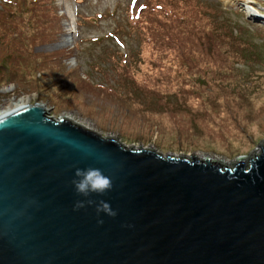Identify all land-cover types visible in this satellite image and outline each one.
<instances>
[{
    "label": "water",
    "instance_id": "95a60500",
    "mask_svg": "<svg viewBox=\"0 0 264 264\" xmlns=\"http://www.w3.org/2000/svg\"><path fill=\"white\" fill-rule=\"evenodd\" d=\"M77 168L113 187L74 210ZM0 264H264V141L238 158L174 157L20 107L0 117Z\"/></svg>",
    "mask_w": 264,
    "mask_h": 264
},
{
    "label": "rangeland",
    "instance_id": "374dc122",
    "mask_svg": "<svg viewBox=\"0 0 264 264\" xmlns=\"http://www.w3.org/2000/svg\"><path fill=\"white\" fill-rule=\"evenodd\" d=\"M49 1L60 16V29L48 40L41 38L32 52L50 55L69 49L68 59L60 62L66 69L76 68L81 79L87 77L95 84L115 87L119 83L122 86L116 91L125 98L102 99L79 86L74 89L61 76L50 77L51 73L37 84L41 67L35 71V79L30 76L27 82L18 83L11 75L10 65L18 61H10L12 53L4 55V64L0 55V108L19 99L27 105L47 103L57 119L71 113L103 137L122 134L174 157L238 158L264 141V0H196L202 11L210 14L211 18L203 21L223 22L224 35L206 25L201 32H211L214 39L202 37L208 39L202 45L183 40L181 48L171 50L153 39L154 51L146 53V65L137 40L142 27L133 26L129 15L140 4L151 5L153 0ZM162 1V10L152 8V15L176 18L173 1ZM25 8L29 11L19 13L23 18L14 23L22 24L19 30L30 23L26 21L29 14H45L42 9L31 12V7ZM67 23L70 32L65 43L63 28ZM44 25L53 30L49 23ZM36 26L41 28L39 21ZM116 54L124 55L128 65L131 59L143 69L145 80H139L140 89L124 85L126 81L111 73V57ZM245 55L256 58L243 63L240 57ZM47 59L41 62L44 69L45 64L50 65L51 57ZM34 65L27 57L17 71L23 76L30 74ZM5 70L9 76L3 80ZM103 72L109 77L102 78ZM145 87L150 91L143 92Z\"/></svg>",
    "mask_w": 264,
    "mask_h": 264
},
{
    "label": "trees",
    "instance_id": "16d2710c",
    "mask_svg": "<svg viewBox=\"0 0 264 264\" xmlns=\"http://www.w3.org/2000/svg\"><path fill=\"white\" fill-rule=\"evenodd\" d=\"M2 3V8L0 9V55H2L1 64H4L6 59L4 55L14 54V57L10 60H18L14 64H11V75L13 76V81L18 83H25L29 80L30 76L32 79L33 76L36 75L35 71H38V68L41 67L42 70L39 71V77L37 79V84L39 82L44 81L48 78V74L50 77L61 76L60 78L66 80L65 83H68L70 86H73L74 89L78 88L81 91H85L91 93L92 95H96L102 99L111 98L113 100H121L125 97H120L116 88L122 86L121 84H117L115 87L110 86L105 83L95 84L93 81H88L87 77H79V72L76 68L66 69L65 65L60 63L62 60L67 59L71 51L69 49H60L54 52H51L50 55H38L32 52V47L41 42V38L48 40L51 36H54V33H58V29H60V16L56 13L53 6L50 5L51 2L49 0H0ZM166 1V0H164ZM162 1V2H164ZM173 6H177V12L175 13L176 18H170L167 14L158 17L152 15V11L154 8L156 11H161L162 6L159 4L161 0H153L151 5L147 4H140L135 10H131V15H129V20L132 22L133 26L142 27V31H140L139 36L141 38H137L140 44V57L143 63L146 65V53L152 48L151 42L152 40H157L161 43H166L164 47L168 48V50L174 48H181L179 46L181 41L188 40L191 41L190 43L202 45L203 41L208 39H214L213 34L211 32L203 33L205 27L207 25L208 30L214 28L216 29V34L220 32L223 33L224 31V23H205L203 19L211 18L208 12L202 11V7L200 3L196 0H172ZM155 3V5H153ZM155 6V7H153ZM25 7H31L33 10L39 11L42 9L45 11V14H39L33 16L29 14V17L26 21L32 23H28L30 25H26L23 29L19 30L22 24H18L14 26L15 21L22 19V15H18L19 13H23L29 11ZM190 7V10H186ZM185 10V12L183 11ZM7 11L5 13L4 11ZM36 11V13H37ZM34 17V18H33ZM37 17V18H36ZM39 21V26H36ZM46 23H49L53 30L47 27ZM141 24V26L139 25ZM37 29L38 32H36ZM201 30L203 32H201ZM226 31V30H225ZM36 32V33H35ZM227 32V31H226ZM228 35L230 33L227 32ZM224 35V33H223ZM208 37L203 40L202 37ZM217 36V35H216ZM21 43V46H19ZM208 45V44H207ZM162 47V45H159ZM247 46V45H245ZM249 48V47H248ZM243 49V48H241ZM23 52V53H22ZM193 51H190L192 54ZM186 52L183 51V61L186 58ZM249 53V50L246 51ZM245 53V54H246ZM167 54V53H166ZM29 58L31 62L35 63L34 67L31 68L30 74L21 75L18 73L17 68L18 65ZM50 62L47 65L45 64L46 68L42 67L41 62H46L49 58ZM113 64L111 66V73L113 72L117 78H121V80L126 81L124 85L126 86H133L135 89H140L139 80L142 78L145 80V73H142L141 68H137L135 64L130 59L129 65L127 64L126 57L122 54H116L111 57ZM256 58V56H255ZM254 58V59H255ZM254 59L248 58L247 55L244 58L240 57V61L243 60V63H251L254 62ZM186 64V62L184 61ZM141 65V63H140ZM247 66V65H245ZM35 72V73H34ZM3 80L5 77L9 76L7 71L3 72L2 74ZM109 75L105 72L102 73V78H107ZM35 79V78H33ZM6 82V81H2ZM36 84L35 83H32ZM34 86V85H33ZM38 86V85H37ZM36 86V87H37ZM146 88V87H145ZM143 92L150 91L148 88L142 90Z\"/></svg>",
    "mask_w": 264,
    "mask_h": 264
},
{
    "label": "clouds",
    "instance_id": "9594fccd",
    "mask_svg": "<svg viewBox=\"0 0 264 264\" xmlns=\"http://www.w3.org/2000/svg\"><path fill=\"white\" fill-rule=\"evenodd\" d=\"M72 186L78 196L84 197L83 200H78L74 206V210H79L86 205L92 206L95 204V201L89 199L91 194H104L112 189L113 184L111 178L106 176L100 168H77ZM96 213L97 216L103 213L111 218H115L117 215V212L105 201L96 204ZM98 223L103 224V220H98Z\"/></svg>",
    "mask_w": 264,
    "mask_h": 264
},
{
    "label": "bare ground",
    "instance_id": "6f19581e",
    "mask_svg": "<svg viewBox=\"0 0 264 264\" xmlns=\"http://www.w3.org/2000/svg\"><path fill=\"white\" fill-rule=\"evenodd\" d=\"M63 30H65V34L63 35V40L62 41H64L66 43L68 41V36L67 35L70 32V25L68 23L65 24ZM6 90H4L3 92H7ZM24 106H27V104L23 101V99H19L17 101L10 100V101H8L6 103V105L4 107L0 108V117H3L5 115H7L8 113H10V112H12V111H14V110H16V109H18L20 107H24ZM64 116H66V115H64ZM64 116H62V117H64Z\"/></svg>",
    "mask_w": 264,
    "mask_h": 264
}]
</instances>
